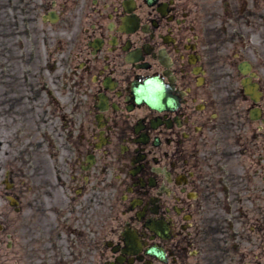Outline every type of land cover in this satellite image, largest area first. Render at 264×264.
Returning a JSON list of instances; mask_svg holds the SVG:
<instances>
[{"label":"flooded vegetation","instance_id":"1","mask_svg":"<svg viewBox=\"0 0 264 264\" xmlns=\"http://www.w3.org/2000/svg\"><path fill=\"white\" fill-rule=\"evenodd\" d=\"M0 29L31 62L0 72V157L33 159L2 179L0 264L84 234L85 264H264V0H0Z\"/></svg>","mask_w":264,"mask_h":264},{"label":"rangeland","instance_id":"2","mask_svg":"<svg viewBox=\"0 0 264 264\" xmlns=\"http://www.w3.org/2000/svg\"><path fill=\"white\" fill-rule=\"evenodd\" d=\"M0 35L1 34V29H0ZM1 39V38H0ZM28 47L25 44H23L22 48V55H21V61H16L14 59L12 60H5L3 57V52H2V47H0V72L4 70H10V71H15L18 68H21L23 71L29 70L31 67V62L29 60V55H28ZM15 49V48H14ZM14 52V51H13ZM12 58H15V55H12ZM19 63H21V66H19ZM8 65H11L10 67ZM26 81L25 77H23V82ZM13 147L11 150H9V154L7 157L1 156L0 157V190L2 188V179L4 176V173L7 170H10L13 175L14 170L17 169L18 163L20 164L21 162V168H24L25 166H30L33 167V159L32 158H27L22 155V152L26 149L25 145H21V156L17 154V151L15 149L14 143L12 142ZM17 163V164H16ZM38 163V169H42L43 165L39 160H37ZM33 174L31 173L30 169H27L23 171L22 173L19 172L16 175V178L18 180H21L24 188H31L37 189L38 197L39 200L37 203H39V209H40V215H45V220L50 222L55 220V224L61 223L63 219V215H65L67 218L70 217V220H76V216H71L74 214V212H69L65 213L64 211L61 210L60 207H57L58 204H60L61 200L63 198L59 197V195H55V200L54 202L52 200H48V186L47 185H52L56 183V175L53 173L51 174H45V171L39 172V177L37 179L34 178ZM38 181V185L36 186V182ZM30 195V194H28ZM57 228L55 229V234H57ZM91 238L89 236L83 235L81 238H74L73 236H70L66 240H58L55 243L54 242V249L59 250L56 255L53 257L55 258L56 264L58 263H79L84 264L89 261L88 258V250H86V247H88V244L91 242ZM63 243L65 246V250H61L57 247V243ZM76 242V243H75ZM84 252V253H79V255H76L78 252ZM86 251V252H85ZM66 254H65V253ZM39 261L40 262H47L48 259L43 256V254L39 255Z\"/></svg>","mask_w":264,"mask_h":264}]
</instances>
